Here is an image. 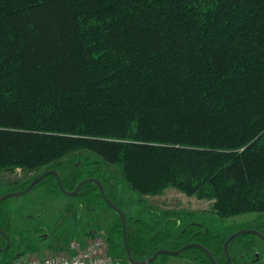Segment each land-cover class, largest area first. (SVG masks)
Segmentation results:
<instances>
[{"label": "trees", "instance_id": "trees-1", "mask_svg": "<svg viewBox=\"0 0 264 264\" xmlns=\"http://www.w3.org/2000/svg\"><path fill=\"white\" fill-rule=\"evenodd\" d=\"M108 166L142 197L175 188L223 219L264 216V0H0V172L36 174L28 187L56 171L69 192L97 179L116 204ZM38 186L63 194L52 175ZM77 198L89 210L105 202L95 183ZM117 217L111 256L110 235L124 239ZM129 221L133 261L192 243L226 261L228 237L205 224L168 212L156 232ZM9 222L2 202L0 228ZM246 229L264 235V223ZM254 237L230 243L231 262L251 255ZM38 250L19 237L0 264Z\"/></svg>", "mask_w": 264, "mask_h": 264}, {"label": "rangeland", "instance_id": "rangeland-1", "mask_svg": "<svg viewBox=\"0 0 264 264\" xmlns=\"http://www.w3.org/2000/svg\"><path fill=\"white\" fill-rule=\"evenodd\" d=\"M108 170L116 178V185L111 196L117 206L124 212L129 222L132 220L145 222L149 224L153 232L163 228L161 219L166 212L174 214L175 218H181L185 224L190 222L205 224L210 230L224 237L247 230L248 226L264 223V216L260 217L256 214L220 218L212 209L213 201L203 200L197 196H187L175 188L167 189L160 196L142 197L132 190L118 168L108 166ZM35 176L36 174L28 173L20 168L1 171L0 197L8 191L26 188L28 181ZM57 194L59 197L54 198L45 191L43 186H38L26 195L4 201V206L10 210L11 214L12 235L29 239L38 248L53 246L51 249L60 250L65 246L67 248L72 241L89 242L88 238L92 231L96 232V236L106 239L115 227V222L119 221L116 212L106 202L99 200L94 209L89 210L85 206L86 203L77 196L68 197ZM114 232H116L115 237L114 234L110 235V247L116 264H132L123 251L124 239L119 229ZM65 236H69V241L56 248L58 245L56 239ZM250 240L254 241L255 250L251 255L240 254L231 264H264V241L256 236ZM24 250L26 249L21 247L18 252L23 253ZM188 253L191 252H187L183 257H160L150 264H202L192 260ZM25 254L28 253L23 255ZM53 254V251L49 252V256ZM33 256L37 257L36 253ZM203 260H205L204 257ZM203 262V264H209L207 260Z\"/></svg>", "mask_w": 264, "mask_h": 264}, {"label": "water", "instance_id": "water-1", "mask_svg": "<svg viewBox=\"0 0 264 264\" xmlns=\"http://www.w3.org/2000/svg\"><path fill=\"white\" fill-rule=\"evenodd\" d=\"M50 175L56 177L57 183H58L62 193L68 197H76L79 194L81 188L87 183H95L99 186L100 193H101L103 199L105 200L107 205H109V207H111L117 213V215L120 217V219L122 221L124 243H125V246H126V249H127V252H128V255L130 257L132 264H150V263L156 261L160 256H181L185 251L192 249V248H197V249L202 250L207 255L208 259L211 261L212 264H218L216 262L215 258L209 252V250L207 248H205L204 246H202L201 244H197V243H192V244L186 245L177 251L161 249V250H158L151 258L145 259L144 261H141V262L133 261L131 258V252H130V249L128 246V241H127V219H126V216H125L124 212L111 199L108 198V196L106 195V192L104 190L103 184L100 181H98L97 179H86V180H84L78 184L75 191L69 192L62 185L59 173L56 171H48V172L44 173L43 175L34 179L26 189H24L22 191H18V192L7 193V194L1 196L0 197V203L4 202L7 199L12 198V197H20V196L28 194L30 191H32L34 188H36L45 177L50 176ZM0 233L6 236V240H7V244H8L7 248H9L10 239L7 237V235L1 229H0ZM244 235H254V236L259 237L260 239H262L264 241V235H262V233L257 231V230H251V229L250 230L249 229L248 230H242L239 233L231 235L230 237H228V239L226 240V242L224 244V252L226 255V261L224 264H231V261H232L230 253H229L230 243L233 240H235L236 238H238L240 236H244ZM5 250L6 249H0V253L4 252Z\"/></svg>", "mask_w": 264, "mask_h": 264}, {"label": "built area", "instance_id": "built-area-1", "mask_svg": "<svg viewBox=\"0 0 264 264\" xmlns=\"http://www.w3.org/2000/svg\"><path fill=\"white\" fill-rule=\"evenodd\" d=\"M8 264H116V260L109 254L106 239L98 237L89 242L72 241L52 256L24 257Z\"/></svg>", "mask_w": 264, "mask_h": 264}, {"label": "flooded vegetation", "instance_id": "flooded-vegetation-1", "mask_svg": "<svg viewBox=\"0 0 264 264\" xmlns=\"http://www.w3.org/2000/svg\"><path fill=\"white\" fill-rule=\"evenodd\" d=\"M8 210V209H7ZM9 212V218H10V222H9V225H5L4 227H1L0 229L7 235V237L10 239V246L9 248H7V240H6V236L1 234L0 233V249H6L4 252H7L9 250L12 249V242L14 240H18V236H13L12 233H11V214H10V210H8ZM96 233L95 231H92L90 232V234H94ZM4 252H1L0 254L4 253Z\"/></svg>", "mask_w": 264, "mask_h": 264}, {"label": "crops", "instance_id": "crops-1", "mask_svg": "<svg viewBox=\"0 0 264 264\" xmlns=\"http://www.w3.org/2000/svg\"><path fill=\"white\" fill-rule=\"evenodd\" d=\"M41 248H42V247H41ZM41 248H39V250H38L37 252H35L36 255L39 256V257H45V256H47V255L49 256V252H51V251H53L54 254L60 251L59 249H51V248H49L48 246L43 247L42 250H41ZM56 248H59V247H56ZM50 249H51V250H50ZM43 250H44V251H43ZM33 254H34V253L29 254L27 257H30V256H31V257H34ZM1 257H2V255L0 254V261H1V259H2Z\"/></svg>", "mask_w": 264, "mask_h": 264}, {"label": "bare ground", "instance_id": "bare-ground-1", "mask_svg": "<svg viewBox=\"0 0 264 264\" xmlns=\"http://www.w3.org/2000/svg\"><path fill=\"white\" fill-rule=\"evenodd\" d=\"M21 169V168H20Z\"/></svg>", "mask_w": 264, "mask_h": 264}]
</instances>
